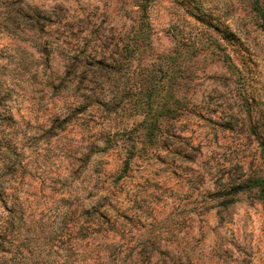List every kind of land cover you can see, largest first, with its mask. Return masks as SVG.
Returning a JSON list of instances; mask_svg holds the SVG:
<instances>
[{"label":"rangeland","instance_id":"374dc122","mask_svg":"<svg viewBox=\"0 0 264 264\" xmlns=\"http://www.w3.org/2000/svg\"><path fill=\"white\" fill-rule=\"evenodd\" d=\"M0 264H264V0H0Z\"/></svg>","mask_w":264,"mask_h":264}]
</instances>
